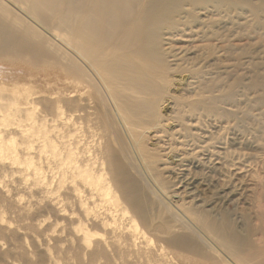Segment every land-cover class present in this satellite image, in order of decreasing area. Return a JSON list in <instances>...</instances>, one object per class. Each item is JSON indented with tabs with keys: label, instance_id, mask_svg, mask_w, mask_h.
Returning a JSON list of instances; mask_svg holds the SVG:
<instances>
[{
	"label": "bare ground",
	"instance_id": "6f19581e",
	"mask_svg": "<svg viewBox=\"0 0 264 264\" xmlns=\"http://www.w3.org/2000/svg\"><path fill=\"white\" fill-rule=\"evenodd\" d=\"M261 57L264 0H0V211L75 246L24 264H264Z\"/></svg>",
	"mask_w": 264,
	"mask_h": 264
},
{
	"label": "rangeland",
	"instance_id": "374dc122",
	"mask_svg": "<svg viewBox=\"0 0 264 264\" xmlns=\"http://www.w3.org/2000/svg\"><path fill=\"white\" fill-rule=\"evenodd\" d=\"M254 43V42H253ZM259 52L263 51L261 48H256ZM188 56V54L186 55ZM263 56V55H262ZM259 60L260 62L264 61V58ZM245 70V71H244ZM243 70V74L247 72L246 69ZM7 72L5 71V74ZM6 76V84L8 85H16L18 84L15 79L9 75ZM3 77L0 74V81ZM13 82V83H12ZM22 85V84H19ZM11 88V87H10ZM39 88H46V87H35ZM45 97L49 96L47 94L44 95ZM36 145V143H31L25 145L24 148H31V146ZM39 147L42 145L41 141L38 142ZM8 145L5 146L7 148ZM239 147V148H238ZM240 152L243 153H252L261 155L262 148L260 147H250L249 145H239L235 146ZM27 151V149H25ZM34 149H32V156L33 160L31 163L23 162L21 165L16 164L14 167L15 169L19 170L22 174L28 175L30 180L34 175V167H39V174L42 177L46 176L48 181L53 183L52 187H44L42 183L39 181V185L35 188L32 187V198L30 201L32 204L40 203L45 200L46 197L50 196V191L54 190V197L57 198L59 194L57 193V173L58 168L55 165H58L56 161L52 162V160L48 161V154H43L42 156L35 155ZM21 156V155H20ZM19 156V157H20ZM9 164L13 165L12 162ZM54 167V171H48L47 167ZM5 172L2 171L0 173V177H3L2 180H7L9 183L12 181V178H5ZM31 183V181H29ZM48 189V190H47ZM59 207V205H57ZM73 207V208H72ZM71 209L73 211L77 210V207L72 206ZM234 207V206H233ZM76 208V209H75ZM229 208V207H228ZM75 209V210H74ZM233 209V208H232ZM67 230H70V227H66V223L61 218L59 209L57 211H52L51 209L47 208V210H39L37 213L30 211L29 213L25 212L24 214H13L6 210L0 211V258L4 257L5 260L0 261V264H24L25 261L28 259L30 261L38 260L39 255L41 254L38 250V246L42 245V253L45 250L50 254H56L59 259L63 258L68 252L69 254H74V245L68 244L65 240L69 239L67 235ZM67 231V232H66ZM53 237L58 239V244H55L54 241H51ZM69 245V247H68ZM159 245H157L158 247ZM11 250L10 254L9 251ZM4 256L1 257L2 254ZM5 253V254H4ZM16 255H15V254ZM7 254V255H6ZM13 254V255H12ZM13 256V257H11ZM24 258H23V257ZM16 257V258H15ZM3 258V259H4ZM8 258V259H7ZM18 259V260H17ZM46 264H50L49 261H46ZM63 262V261H62ZM60 264H63V263ZM70 264H74L71 260L68 262Z\"/></svg>",
	"mask_w": 264,
	"mask_h": 264
}]
</instances>
